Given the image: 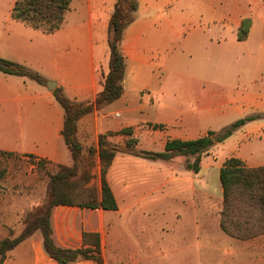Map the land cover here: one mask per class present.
<instances>
[{"label": "crops", "instance_id": "1", "mask_svg": "<svg viewBox=\"0 0 264 264\" xmlns=\"http://www.w3.org/2000/svg\"><path fill=\"white\" fill-rule=\"evenodd\" d=\"M17 1L0 0V58L31 70L41 67L42 70L35 68V72L46 83L0 71V151L71 166L73 159L62 136L65 111L53 91L61 88L68 98L78 103L95 102L108 73L109 24L117 0H72L62 27L53 34L14 20L12 10ZM190 3L200 6V12L193 15L196 22L178 29L179 11ZM135 14L121 44L126 61L124 93L114 103L80 119L78 138L85 147L98 148L100 135L119 133L125 128L137 129L140 125L128 124L134 116L164 136L160 149L149 151L161 152L169 139L193 140L209 131H221L247 116L264 114V58H261L264 55V0H138ZM158 19L169 25V29L157 27ZM247 19L250 21L248 35L240 40V28ZM98 40L103 42L105 60L97 56ZM178 50L182 53L178 54ZM243 50L248 53L245 59H241ZM187 55L191 60L182 57ZM185 66L186 70L178 72ZM155 69L167 71L166 76L170 78L178 77L180 83L160 87L159 95L150 94L148 89ZM48 82L56 83L54 90H49ZM123 115L126 119L123 124L113 119ZM214 148L203 155L196 178L186 179L190 187L185 191L177 188L179 171L170 167L179 157L171 161L151 160L123 149L120 176L125 187V208L128 212L149 210L150 218L156 217L154 211L157 215L161 202L150 199L157 194V188L149 183V192L144 195L145 182L169 178L171 197H183L186 217L194 224L196 213V225L203 227L196 243L190 242L192 249L204 247L206 250V260L202 257L198 264H264V234L250 240L235 239L221 230L218 216L212 221V227H208L213 211L211 204L217 203L219 215L223 201L220 169L224 162L235 157L249 167H264V117L247 122ZM120 153L114 159L113 169ZM96 159L99 168L100 158ZM191 172L182 171L188 175ZM108 182L111 186L110 175ZM117 202L119 209L118 199ZM8 206L12 209L7 201L0 202V210ZM175 206L181 208L177 203ZM12 210L9 215L0 213V240L15 237L23 229L21 225L18 233L13 230L18 228L19 216L16 208ZM78 210L82 209L54 208L53 236L58 246L71 249L83 246V232L89 231L73 223ZM142 221L145 219L127 218L123 222L129 226ZM132 231L130 228L127 236H122L124 250L119 259L115 255L110 259L107 250V256L103 253L106 243L102 241L105 263L118 264L120 260L124 264H172L163 263L159 249L148 252L142 249L139 235ZM36 234L11 250L5 264H50ZM190 253L184 262L176 258L175 264H192L188 262ZM174 256L177 257L171 253ZM72 264L96 263L79 260Z\"/></svg>", "mask_w": 264, "mask_h": 264}, {"label": "trees", "instance_id": "2", "mask_svg": "<svg viewBox=\"0 0 264 264\" xmlns=\"http://www.w3.org/2000/svg\"><path fill=\"white\" fill-rule=\"evenodd\" d=\"M72 0H18L12 10V18L45 34L57 32L63 25ZM138 0H117L109 24L108 45L110 59L108 73L104 76L103 88L93 103H78L68 98L61 88L53 94L65 111L62 136L73 163L71 166L56 164V170L49 173L48 198L40 210L28 212L23 219V229L15 237L0 240V264H5L7 254L21 242L41 232L43 248L57 264H72L79 260H90L96 264H107L102 254L100 234L83 232V246L77 249L63 248L54 240L52 215L55 207L70 206L81 209L117 211L118 202L108 182L107 173L117 154L123 149L111 143L113 133L99 136L98 148L85 147L78 138V122L95 109L112 104L124 93L126 61L121 51L125 29L134 21ZM250 21H243L239 39L248 35ZM0 71L31 79L45 84L43 77L35 71L14 61L0 58ZM264 114L250 115L227 126L221 131H209L193 139H169L161 152L136 151L137 140L134 129L125 128L119 134L127 136L125 150L151 159L171 161L186 157L185 167L198 173L202 156L216 144L222 143L247 122L260 119ZM101 162L100 189L93 187L92 168L95 157ZM17 157L14 153L0 151V159ZM33 159V157H31ZM193 158L194 161H190ZM35 161V160H34ZM47 161L40 160L45 166ZM223 189L222 208L219 213L221 230L238 240H250L264 234V167L252 168L239 158L227 159L220 169ZM92 239V241H91Z\"/></svg>", "mask_w": 264, "mask_h": 264}, {"label": "rangeland", "instance_id": "3", "mask_svg": "<svg viewBox=\"0 0 264 264\" xmlns=\"http://www.w3.org/2000/svg\"><path fill=\"white\" fill-rule=\"evenodd\" d=\"M199 9L200 6L197 3H190L189 5L183 7L182 11H179L178 15L181 17L177 20L176 27L178 29H185V27H187L186 24L189 22L195 23L196 19L193 15L200 12ZM134 16L136 17V14H134ZM206 20V18H203V21ZM156 26L164 28V30L169 29V25L165 24L161 19H158ZM177 52L178 54L182 53L181 50H178ZM247 54V51L243 50V56L241 59H245ZM97 56L99 60H105L106 58V53L103 49V42L99 40L97 41ZM182 57H184V59L186 58L191 60L188 55ZM261 58H264V55L261 56ZM106 66H108V60ZM35 68L42 70L41 67ZM35 68H32V71H36L37 69ZM187 68L188 67L186 66L184 68L180 67L178 72L186 70ZM193 68L194 67H191V69ZM153 72L155 75H152L150 80V89H148L152 95H159L161 90L160 87L167 86L168 84L176 86L180 83V79L178 77L170 78L169 76H166L168 75L167 71H158L155 69ZM170 79L172 80L171 83L168 82ZM147 93L148 91L145 92V94ZM113 119L115 122L122 124L125 122L124 120H126L125 115L120 118L113 117ZM140 122L141 119L138 116H134L128 123L129 125H140L137 129L133 128V137L137 140L136 149L147 151L160 149L164 136L149 129L148 125L150 124ZM111 138L112 144L125 149L128 139L127 136L120 135L119 133H113V137ZM213 150H215L214 147L212 148V151ZM121 157H124V154L120 153L118 155V160L114 169L111 166L112 172L110 167L107 173V179L108 175H110V183L119 201L120 208L117 212H103L101 210L96 211L91 209L78 210L73 222L76 227L85 228V230L89 232L99 230L101 243L102 241L106 243L103 253L106 255L107 250V254L110 259L114 258L113 255L118 256V259L123 256L124 249L122 247V236L124 234L127 236L128 230L131 228L133 230L132 234L136 233L139 235V246L142 247V249L147 252L153 248L156 250L159 249L163 256V263L171 262L172 264H175L176 258H179L180 262H184L186 254L190 252L191 253L188 255V262L198 264L201 262L200 259L202 257L206 260V256L204 255L206 253L205 248L203 247L199 250L197 248L192 249L190 244L191 241L196 243V239L199 238L203 231V227L196 225V216L198 215L194 213L195 215L193 218L195 223L192 224L191 218L186 217L185 199L183 197H178L177 199H175L176 197H171V185L168 183L169 178H155L151 179L153 181L145 182L146 189L145 191L143 190L144 195H147L149 192V189L147 188L149 187V183H153L157 188V194L155 193L153 198L150 199L152 201L159 200V202H161V206L158 207L160 210H157V215L156 210L154 211L156 217L150 218L152 213L149 210L134 209L128 212L125 208V187L122 186V178L120 176ZM96 158L97 156L95 157V161H97ZM190 161L193 162L194 159L191 158ZM39 162L40 161H34L32 158L23 156L0 159V187L4 190L0 193V202L7 201L11 205L12 209L16 208L19 216L18 228H14L13 230L17 233L21 229V225H23V219L26 214L28 212L40 210L48 198L49 173L54 172L57 167L55 163L51 162L46 163L45 166H40ZM186 162V157H179L177 160L170 163V167H172V169L179 171L177 188L183 189V191L190 187L188 183H185L186 179L191 177L195 179L197 174L194 172L189 173V175L188 173H182V171L187 170L185 167ZM92 173L94 177L90 184L99 190L101 184V164L100 167L97 168V163L95 162V165L92 168ZM176 203L179 204L181 208L177 207L176 209ZM9 209V206L8 209L1 208L0 213H8L9 215V212L13 211L12 209ZM211 209L213 211L210 212L211 219L209 220L208 227H212V221L215 220L217 216L219 217L217 214V203L211 204ZM127 218L136 220L145 219V221H142V223L135 222L134 225L129 224L128 226L123 222ZM35 238L41 242V249L50 259V264H56L55 260L50 258L44 251L43 237L40 231L37 232ZM171 253H174L177 257L174 256V258H172ZM120 263H122V261L119 260L118 264Z\"/></svg>", "mask_w": 264, "mask_h": 264}, {"label": "water", "instance_id": "4", "mask_svg": "<svg viewBox=\"0 0 264 264\" xmlns=\"http://www.w3.org/2000/svg\"><path fill=\"white\" fill-rule=\"evenodd\" d=\"M47 85H48L49 90H54L56 87L55 82H48Z\"/></svg>", "mask_w": 264, "mask_h": 264}]
</instances>
